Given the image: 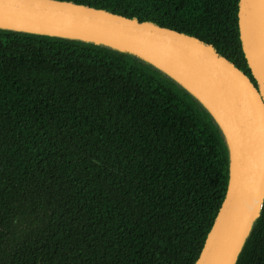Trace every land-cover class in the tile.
<instances>
[{
	"label": "trees",
	"instance_id": "obj_1",
	"mask_svg": "<svg viewBox=\"0 0 264 264\" xmlns=\"http://www.w3.org/2000/svg\"><path fill=\"white\" fill-rule=\"evenodd\" d=\"M203 41L251 78L238 0H61ZM229 154L136 56L0 29V264H194ZM235 264H264V197Z\"/></svg>",
	"mask_w": 264,
	"mask_h": 264
},
{
	"label": "water",
	"instance_id": "obj_2",
	"mask_svg": "<svg viewBox=\"0 0 264 264\" xmlns=\"http://www.w3.org/2000/svg\"><path fill=\"white\" fill-rule=\"evenodd\" d=\"M56 25L97 29L118 48L49 32ZM237 26L251 78L203 41L107 8L61 0H0L1 30L132 54L223 138L229 154L226 193L194 264H235L264 197V0H238ZM182 56L206 65L208 82L197 80V71Z\"/></svg>",
	"mask_w": 264,
	"mask_h": 264
},
{
	"label": "bare ground",
	"instance_id": "obj_3",
	"mask_svg": "<svg viewBox=\"0 0 264 264\" xmlns=\"http://www.w3.org/2000/svg\"><path fill=\"white\" fill-rule=\"evenodd\" d=\"M49 32L65 36L71 39L76 40H84L88 42H94L100 45H108L111 47L118 48V45L111 41L108 37H106L103 33L98 31L97 29H83L73 26H63V25H56L51 26L48 28ZM183 60L189 64L191 67H193L197 71V75H195L196 79L199 81H202L204 83L208 82L209 80V69L206 65L197 62L195 60L189 59L186 56H182ZM210 85V84H209ZM231 139V137L229 136Z\"/></svg>",
	"mask_w": 264,
	"mask_h": 264
}]
</instances>
